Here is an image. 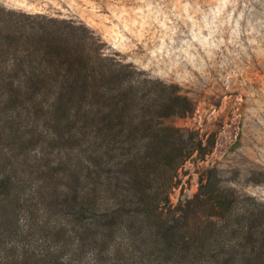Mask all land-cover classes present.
<instances>
[{
    "label": "trees",
    "instance_id": "1",
    "mask_svg": "<svg viewBox=\"0 0 264 264\" xmlns=\"http://www.w3.org/2000/svg\"><path fill=\"white\" fill-rule=\"evenodd\" d=\"M193 112L84 23L0 6V264H264V202L216 167L171 201L214 145Z\"/></svg>",
    "mask_w": 264,
    "mask_h": 264
},
{
    "label": "rangeland",
    "instance_id": "2",
    "mask_svg": "<svg viewBox=\"0 0 264 264\" xmlns=\"http://www.w3.org/2000/svg\"><path fill=\"white\" fill-rule=\"evenodd\" d=\"M0 6L84 23L107 50L177 84L194 112L177 127L212 137L203 160L178 171L170 198L191 197L205 167L264 202V0H0Z\"/></svg>",
    "mask_w": 264,
    "mask_h": 264
}]
</instances>
